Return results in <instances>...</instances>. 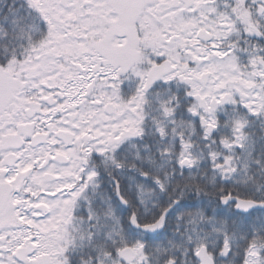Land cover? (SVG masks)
<instances>
[{
	"label": "snow or ice",
	"instance_id": "snow-or-ice-1",
	"mask_svg": "<svg viewBox=\"0 0 264 264\" xmlns=\"http://www.w3.org/2000/svg\"><path fill=\"white\" fill-rule=\"evenodd\" d=\"M0 264H264V0H0Z\"/></svg>",
	"mask_w": 264,
	"mask_h": 264
}]
</instances>
